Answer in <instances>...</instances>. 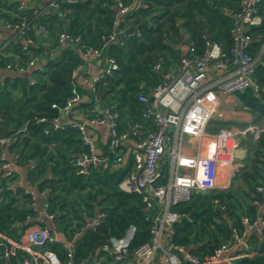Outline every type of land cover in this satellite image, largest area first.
<instances>
[{
  "label": "trees",
  "instance_id": "trees-1",
  "mask_svg": "<svg viewBox=\"0 0 264 264\" xmlns=\"http://www.w3.org/2000/svg\"><path fill=\"white\" fill-rule=\"evenodd\" d=\"M122 1L134 4L137 0ZM141 1L134 4L117 25H114L117 12L114 0H58L55 10L38 13L34 11L36 7L19 8V0H0V14L5 19L25 18L32 25H44L53 37L65 30L79 36L85 45L104 47L106 54L116 59L118 67L98 80L94 91L77 86L82 100L76 107L89 115L96 108L95 97H99L102 105L118 110L119 128L126 129L137 121L148 124L141 114L144 103L138 100V95L148 92L162 76L152 68L153 63L162 57L164 66L169 67L183 53L185 40L192 41L197 51L203 50L205 37L227 49L231 45V19L222 9L236 7L239 3V0ZM260 13L261 22L249 29L252 54H256L264 42V0ZM130 27L139 34L128 31ZM114 28L123 29V34L118 40L106 41ZM28 34L34 37V27ZM3 41L0 40V47ZM2 50L1 66L14 60L16 55L21 63L31 55L42 57L29 72L0 75V127L10 130L8 135L12 142L7 146L8 151L17 154V164L24 167L27 178L35 181L39 188H50L47 197L50 210L54 211V220L67 238L75 230V226L70 227L73 221L82 220V210L104 214L96 228H84L75 238V258L86 255L110 236L122 235L130 225L135 227L130 249L148 240L150 220L141 194L119 186L131 169L130 160L120 166L90 165L87 174H78L72 165L73 159L87 150L81 132L70 119L62 121L60 127L51 123L54 117L60 116L58 107L72 94L73 85L77 83L73 71L84 63L76 46L66 43L51 55L43 46L24 45L21 40L12 38ZM262 62L264 51L257 67L261 92L254 94L244 89L236 94L240 104L253 115V124H259L262 129L258 137L251 136L246 144V154L229 187L194 192L190 199L173 207L185 213V217L173 224L171 241L184 245L200 257L211 254L221 243L232 239L234 229L243 233V216L260 215L253 200L262 202L264 199L256 189L264 184ZM32 79L34 82H30ZM86 95L90 100L85 99ZM40 117L44 119L38 120ZM214 123L216 125L209 129L229 126L231 121L216 119ZM104 151L110 153L106 145ZM27 158H33L36 163L26 166ZM6 185L7 180L0 171V231L17 238L19 230L32 223L33 219L26 218L32 213L27 207L24 187L15 185L11 189ZM248 240L258 253L250 258H239L235 264H264V239L250 234ZM45 247L64 257L61 242ZM21 258V252L7 260L0 256V264H20Z\"/></svg>",
  "mask_w": 264,
  "mask_h": 264
},
{
  "label": "built area",
  "instance_id": "built-area-1",
  "mask_svg": "<svg viewBox=\"0 0 264 264\" xmlns=\"http://www.w3.org/2000/svg\"><path fill=\"white\" fill-rule=\"evenodd\" d=\"M262 1L239 0L236 7H223V14L231 19V45L227 49L205 37L203 50L197 51L195 44L187 40L183 53L169 67L164 66L162 57L153 63L152 68L162 76L148 92L138 95V100L144 103L141 114L148 121L147 125L137 121L126 129H120L118 110L102 105L99 97H95L97 105L91 114L70 118L87 145V150L73 159L76 173L87 174L90 165L110 163L120 166L130 160L131 169L119 186L141 194L147 219L150 220L148 240L130 249L135 231V227L130 225L122 235L108 237L76 259L75 238L84 228H96L104 214H89L82 210V220L73 221L70 227L75 226V230L67 238L54 220V211L50 210L47 198L50 188H39L35 181L18 171V157L16 153L8 151L7 146L12 140L7 135L0 139V171L7 181L12 180L15 185L24 187L28 197L27 207L32 213L26 218L33 221L19 230L17 238L0 231V256L7 260L21 252L20 264H235L239 258H250L258 253L248 239L250 234L264 239L263 215L243 216L244 232L239 233L234 229L232 239L221 243L204 257L192 253L182 244L173 243L171 235L173 224L185 217V213L173 207L190 199L194 192L229 187L235 170L240 166L236 163V151L241 148L242 137L250 132L256 138L262 129L258 124L209 129L214 126L213 120L220 117V96L236 95L244 89L258 94L263 88L257 67L261 62L264 42L259 51L252 54V36L249 32L252 26L261 22ZM19 2V8L27 7L22 0ZM137 2L142 1L137 0L134 4ZM58 3V0H49V10L58 8ZM114 4L117 10L114 25H117L134 4L122 0H114ZM34 11L39 12L38 9ZM0 25L10 32L11 39L21 40L24 45L34 44L28 34L32 27L41 33H50L44 25H32L25 18L5 19L1 14ZM122 34L123 29L114 28L105 40H118ZM56 42L60 46L74 44L84 60L103 58L104 67L91 75L87 82L90 91L95 90L98 80L118 67L116 59L106 54L104 47L85 45L80 42L79 36H72L65 30L58 32ZM5 45L2 42L0 55L4 54L2 49ZM49 50L51 55L55 53L53 49ZM39 60L42 57L31 55L25 63H21L16 55L14 60L0 65V71L27 72ZM262 64L264 66V62ZM76 73L77 69L72 74L74 79ZM30 82H34V79ZM77 86V83L73 85L72 94L58 107L60 112L66 110L72 113L82 100ZM43 119L40 117L38 120ZM51 123L54 127H60V116L54 117ZM104 124L108 128L106 146L111 154L98 151L87 132L89 126ZM25 162L26 166L32 167L36 160L27 158ZM15 185L9 183L6 186L12 189ZM256 189L264 196V184ZM253 203L257 208L261 204L258 200H253ZM77 222H81L79 226ZM57 241L63 246V258L55 250L45 247Z\"/></svg>",
  "mask_w": 264,
  "mask_h": 264
},
{
  "label": "crops",
  "instance_id": "crops-1",
  "mask_svg": "<svg viewBox=\"0 0 264 264\" xmlns=\"http://www.w3.org/2000/svg\"><path fill=\"white\" fill-rule=\"evenodd\" d=\"M22 1L27 7H36L39 11L40 10L45 11L49 8L48 7L49 0H22ZM7 36L9 37L8 39H6ZM11 36L12 35L10 34V32L4 29L0 25V40L1 39L4 40L3 42L7 44L11 39ZM54 37L51 35V33L44 34L35 28L33 42L34 45L43 46L46 49L53 48L54 51H57V48L61 46L57 44L56 37L55 38ZM103 67H104V61L103 58L101 57H90L85 59L84 63L78 68L76 73L75 79L77 81L78 86L84 88L85 90H88L87 82L91 78V75L100 72ZM12 72L13 71L10 70H2L0 71V75H6ZM218 111L221 112L220 117L217 118L215 116V118H217L218 120L220 119V120L231 121L229 126L241 127L239 126V124H245V126L248 124H253L252 122L253 115L250 113V111L247 108L243 107L240 104L239 99L237 98L236 95L220 96ZM82 116H86V113L80 108L76 107L72 113L68 112L67 116H65L64 119L69 120L70 118H74V117L80 118ZM215 125L216 123H214V126ZM87 132L95 142L98 151H104V147L107 141V134H108L107 126L105 124L97 125V126H89ZM245 147L246 145L243 146L242 148H238V150L236 151V154L238 156L236 159L237 165L242 164L243 158L241 157H243L246 154ZM16 167L20 173H24V167H21V165L19 166L18 164L16 165ZM11 184L15 185L14 181L11 182ZM258 210L260 215L264 214V199L261 202V204L258 206Z\"/></svg>",
  "mask_w": 264,
  "mask_h": 264
},
{
  "label": "rangeland",
  "instance_id": "rangeland-1",
  "mask_svg": "<svg viewBox=\"0 0 264 264\" xmlns=\"http://www.w3.org/2000/svg\"><path fill=\"white\" fill-rule=\"evenodd\" d=\"M48 8V7H47ZM55 10V9H54ZM44 12H49V8L47 9V10H45ZM16 93V92H15ZM85 99L86 100H90V97L89 96H85ZM67 114H68V112L66 111V110H62L61 112H60V118H61V121H64L65 119V116H67ZM239 126H241V127H244L245 126V124H239ZM250 139H251V133L250 132H248V135H246L245 137H242V139H241V148L243 147V146H245L246 144H248L249 142H250ZM12 182V180H9V181H7V184H9V183H11ZM236 182V184H238L239 183V180H236L235 181ZM2 252H1V247H0V254H1Z\"/></svg>",
  "mask_w": 264,
  "mask_h": 264
},
{
  "label": "water",
  "instance_id": "water-1",
  "mask_svg": "<svg viewBox=\"0 0 264 264\" xmlns=\"http://www.w3.org/2000/svg\"><path fill=\"white\" fill-rule=\"evenodd\" d=\"M128 31H134V27H130ZM187 43V40H185ZM10 130L0 127V139L5 138L9 134Z\"/></svg>",
  "mask_w": 264,
  "mask_h": 264
}]
</instances>
